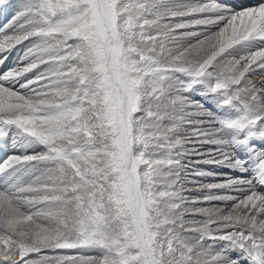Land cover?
<instances>
[{
  "label": "snow or ice",
  "instance_id": "snow-or-ice-1",
  "mask_svg": "<svg viewBox=\"0 0 264 264\" xmlns=\"http://www.w3.org/2000/svg\"><path fill=\"white\" fill-rule=\"evenodd\" d=\"M0 264H264V0H0Z\"/></svg>",
  "mask_w": 264,
  "mask_h": 264
}]
</instances>
